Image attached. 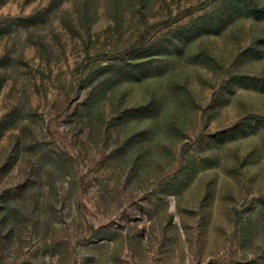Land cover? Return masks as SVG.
<instances>
[{"label": "rangeland", "instance_id": "374dc122", "mask_svg": "<svg viewBox=\"0 0 264 264\" xmlns=\"http://www.w3.org/2000/svg\"><path fill=\"white\" fill-rule=\"evenodd\" d=\"M0 264H264V0H0Z\"/></svg>", "mask_w": 264, "mask_h": 264}]
</instances>
